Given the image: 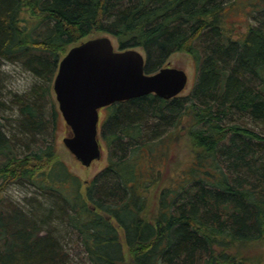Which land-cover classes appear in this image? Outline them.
Here are the masks:
<instances>
[{
    "label": "trees",
    "instance_id": "obj_1",
    "mask_svg": "<svg viewBox=\"0 0 264 264\" xmlns=\"http://www.w3.org/2000/svg\"><path fill=\"white\" fill-rule=\"evenodd\" d=\"M95 33L141 48L146 72L185 51L196 75L102 107L106 163L84 183L57 155L50 82ZM4 61L38 81L10 98ZM21 181L50 204L0 207V264H264V0H0V189Z\"/></svg>",
    "mask_w": 264,
    "mask_h": 264
},
{
    "label": "water",
    "instance_id": "obj_2",
    "mask_svg": "<svg viewBox=\"0 0 264 264\" xmlns=\"http://www.w3.org/2000/svg\"><path fill=\"white\" fill-rule=\"evenodd\" d=\"M145 61L135 47L115 49L108 34L71 45L59 59L52 89L70 129L62 142L81 164L89 166L101 157L100 108L148 93L168 99L187 85L184 69L165 65L146 72Z\"/></svg>",
    "mask_w": 264,
    "mask_h": 264
},
{
    "label": "rangeland",
    "instance_id": "obj_3",
    "mask_svg": "<svg viewBox=\"0 0 264 264\" xmlns=\"http://www.w3.org/2000/svg\"><path fill=\"white\" fill-rule=\"evenodd\" d=\"M241 1H246V0H241ZM247 11H248V7H244V5L240 6L239 8L237 7L234 8V10H231L229 13V18L231 22L239 25L241 28L242 24L248 22L249 16ZM101 34L102 33H95L89 36L92 37ZM108 35L112 40L114 48L118 49L119 47L116 39L112 35L110 34ZM135 48L142 51V49L139 47H135ZM166 65L176 66L186 71L188 76L187 85L180 92V94H184L188 92L194 84L195 75H196L195 64L191 55L185 51L173 52L172 54L169 55ZM1 72L3 74L2 83L4 87V92L7 91L6 95H8L10 98H12L13 94H21L27 91L33 84H35L38 81L30 71L23 68L19 63L4 61L1 65ZM52 80L50 82V94L54 100L56 107L58 108V104L55 99V94L52 89ZM104 114H105L104 109L100 108L99 109L100 122ZM4 115L5 118L1 119V122L3 123V125L4 124L9 125V122H12L13 118L15 117V110L9 109L5 112ZM69 132L70 129L60 114L53 134V139H55V143L57 147V155L59 158L64 160L69 165L71 171L79 175L81 180L85 183V181H87L96 171H98L106 163V149L99 134V140L102 146L101 157L99 159L92 161V163L89 166H85L81 164L73 156V154L65 147V145L62 142V137L67 135ZM185 152H187V146L184 142V145H181L177 149L176 154L178 155V157L182 156L183 159H185V154H186ZM37 202L40 203V206H46V207H48L50 204L49 199H47L46 197L44 198L41 194H38L35 191L34 187L26 181L8 183L0 189V207L3 206L5 207L10 205V203H13L14 205H17L21 207L23 210L28 212L29 209L31 208L33 209L38 206ZM60 233L61 235L65 234L61 236V239L65 243V241L68 240V232L67 230H61ZM66 246H68V248L70 249L71 254L73 252H76L73 247L72 248L70 247L72 246L71 243H67ZM72 264H85V261L82 257L76 256Z\"/></svg>",
    "mask_w": 264,
    "mask_h": 264
}]
</instances>
